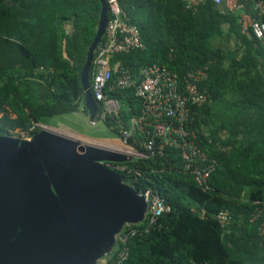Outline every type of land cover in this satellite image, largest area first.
Here are the masks:
<instances>
[{
  "label": "trees",
  "instance_id": "trees-1",
  "mask_svg": "<svg viewBox=\"0 0 264 264\" xmlns=\"http://www.w3.org/2000/svg\"><path fill=\"white\" fill-rule=\"evenodd\" d=\"M117 1L137 25L145 48L114 58L133 69L157 62L179 76L206 68L198 86L209 98L191 106V129L197 145L216 160L206 187L184 169L175 146L165 145L151 157L115 161L141 173L118 170L124 183L137 190L149 187L168 206L147 230L143 218L121 227L138 231L127 238L120 264H264V37L241 32L237 14L222 12L212 0L194 11L185 9L183 0ZM99 10V0H0V136L11 146L14 135L39 131L34 123L44 117L81 105L86 111L80 70ZM231 35L241 53L228 57L215 38ZM91 77L90 65L89 85ZM110 95L120 107L101 120L120 134L119 126L139 115L140 102L130 90ZM149 137L141 124L127 145L143 150ZM160 141L155 137L156 147ZM257 208L260 213L252 218ZM221 211L227 213L223 225L217 219ZM121 245L114 240L106 254Z\"/></svg>",
  "mask_w": 264,
  "mask_h": 264
},
{
  "label": "water",
  "instance_id": "water-1",
  "mask_svg": "<svg viewBox=\"0 0 264 264\" xmlns=\"http://www.w3.org/2000/svg\"><path fill=\"white\" fill-rule=\"evenodd\" d=\"M99 3L80 70L90 121L97 102L87 76L108 18ZM14 142L0 136V264H96L124 224L142 220L143 196L101 163L128 156L46 129Z\"/></svg>",
  "mask_w": 264,
  "mask_h": 264
},
{
  "label": "built area",
  "instance_id": "built-area-1",
  "mask_svg": "<svg viewBox=\"0 0 264 264\" xmlns=\"http://www.w3.org/2000/svg\"><path fill=\"white\" fill-rule=\"evenodd\" d=\"M212 1L222 7V12L237 14L242 32H251L257 38L264 37V17H254L245 11L249 0ZM252 1L254 7L264 16V0ZM183 2L185 9L194 11L204 0H183ZM106 3L108 18L103 34L94 48L91 62L92 77L89 88L94 100L101 105V109L96 111V116L100 112L104 115L119 109L120 102L110 95L112 91L130 90L140 102L139 115L130 117L126 126H119V137L126 147L115 146L112 150L121 152L129 158H147L155 155V152H161V148L165 145L175 146L181 151L184 169L191 170L194 180L202 187H206L207 178L214 170L216 160L208 156L195 142L196 134L191 129L193 117L190 113L192 105L201 106L208 101V94L205 90H200L198 86V83L206 77V68L203 66L191 69L179 76L157 62L133 69L114 58L119 53H127L134 49L142 50L145 44L140 37L137 25L130 21L118 1L106 0ZM141 124L147 126V133L150 137L145 141L143 150L132 149L127 145L128 139L134 129ZM34 125L37 127L40 125L41 129L45 128L40 122H35ZM155 137L162 139L157 147ZM197 161L203 163L197 165ZM101 163L116 172L127 169L135 175H141L138 169L127 168L124 163L115 161H102ZM137 191L145 200L143 220H145L144 230H147L148 226L153 224L168 206L165 199L149 187ZM254 202L260 203L258 200ZM259 213L260 208H257L252 218L258 216ZM217 219L221 225L225 224L227 213L219 212ZM137 231L138 227L119 230L115 234V240L122 245L106 254L99 264H120L127 256L125 245L127 238ZM260 232L264 233V227H261Z\"/></svg>",
  "mask_w": 264,
  "mask_h": 264
},
{
  "label": "rangeland",
  "instance_id": "rangeland-1",
  "mask_svg": "<svg viewBox=\"0 0 264 264\" xmlns=\"http://www.w3.org/2000/svg\"><path fill=\"white\" fill-rule=\"evenodd\" d=\"M67 26V25H66ZM68 27V26H67ZM100 112L96 119L89 120L86 111L82 110V105L77 111L62 113L51 117H44L41 119L42 124L46 130H50L68 137H71L81 143H88L96 146H101L109 149L116 147H126L119 134L106 127L102 122ZM40 127V125H38ZM41 129V127L39 128ZM43 129V128H42ZM31 135H14L16 139H29ZM105 254H101L96 259V264H99L104 259Z\"/></svg>",
  "mask_w": 264,
  "mask_h": 264
},
{
  "label": "crops",
  "instance_id": "crops-1",
  "mask_svg": "<svg viewBox=\"0 0 264 264\" xmlns=\"http://www.w3.org/2000/svg\"><path fill=\"white\" fill-rule=\"evenodd\" d=\"M220 8H222V7L220 6ZM245 11L254 17H258V18L264 17L263 14L260 13L259 10L254 7V3L252 0H249L246 3ZM244 33H248V32H244ZM215 41H220L219 43L221 44L222 48L228 52V54H227L228 57H231L234 55H239L241 53L240 50L237 48L238 40H237L235 35L225 36V37L220 38V39L215 38ZM261 67H262V69H264V66H261Z\"/></svg>",
  "mask_w": 264,
  "mask_h": 264
},
{
  "label": "bare ground",
  "instance_id": "bare-ground-1",
  "mask_svg": "<svg viewBox=\"0 0 264 264\" xmlns=\"http://www.w3.org/2000/svg\"><path fill=\"white\" fill-rule=\"evenodd\" d=\"M88 144V143H87Z\"/></svg>",
  "mask_w": 264,
  "mask_h": 264
}]
</instances>
